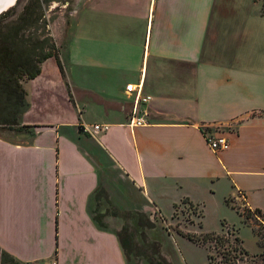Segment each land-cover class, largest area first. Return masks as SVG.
<instances>
[{
  "label": "crops",
  "instance_id": "1",
  "mask_svg": "<svg viewBox=\"0 0 264 264\" xmlns=\"http://www.w3.org/2000/svg\"><path fill=\"white\" fill-rule=\"evenodd\" d=\"M68 32L26 83L28 129L0 134L2 251L137 264L118 233L139 214L170 218L184 200L203 213L206 197L264 214V0H85ZM129 83L152 97L137 105L147 125H128Z\"/></svg>",
  "mask_w": 264,
  "mask_h": 264
},
{
  "label": "rangeland",
  "instance_id": "2",
  "mask_svg": "<svg viewBox=\"0 0 264 264\" xmlns=\"http://www.w3.org/2000/svg\"><path fill=\"white\" fill-rule=\"evenodd\" d=\"M40 1L42 17L31 0H15L11 7L1 12L0 38L7 31L14 32L15 26H18L20 36L26 40L24 43L27 45L49 37L50 42L59 50L67 39L76 7L85 0ZM8 25L13 28L7 29ZM19 83L27 92V81L22 78ZM20 125L21 121L19 126H0L1 136L20 139L28 129ZM205 200L202 218L193 204L190 206L184 202L176 207L170 218L156 217L152 220L156 228L148 236L160 245L157 249L151 248L154 240L146 235L148 232L136 229L133 244L138 245L142 256H135L132 252L130 257L135 258L137 264H149V261L154 264L161 259L171 264H264V218L258 213L244 210L241 205L230 203L231 199H227L230 206L221 197H206ZM129 228L134 230L131 226ZM179 234H189L198 238L200 243L189 241ZM204 234L209 238L202 243Z\"/></svg>",
  "mask_w": 264,
  "mask_h": 264
},
{
  "label": "trees",
  "instance_id": "3",
  "mask_svg": "<svg viewBox=\"0 0 264 264\" xmlns=\"http://www.w3.org/2000/svg\"><path fill=\"white\" fill-rule=\"evenodd\" d=\"M32 4H35L39 16L42 17V2L40 0H31ZM13 28L8 25L7 29ZM11 31V30H10ZM7 31L4 37L0 38V126H19L20 116L28 108L27 102V92L21 87L19 79L28 81L36 77L40 73V67L44 60L51 56L57 57L58 49L50 42L49 37L45 39L32 41L30 45H27L26 40L20 36V29L15 26L14 32ZM57 51V52H56ZM23 127H28L26 125H20ZM190 206L192 203L185 201ZM198 210L197 214H200V218L203 217L201 209H198L196 205L193 206ZM254 211L252 213H257ZM113 215H116V211H112ZM242 215L241 213H239ZM260 214V213H259ZM129 214H123V217H129ZM264 218V214L261 215ZM199 218V216H197ZM95 220L101 222L100 216H95ZM222 225V224H221ZM155 227V223L150 220L146 215L139 214L137 218V227H132L131 230L129 226L124 225L121 231L118 233V237L127 257L132 256H142L140 248L138 245L133 244V237L136 235V229H141L143 233L147 229ZM201 229V228H200ZM189 241L194 243H200L198 238H194L189 234H181ZM203 242H205L207 236L204 234ZM219 238V237H217ZM142 239V234H141ZM202 239V238H201ZM154 245L151 248L159 245L156 241L151 242ZM160 247V245H159ZM211 260V255L209 256ZM153 264L152 262H148ZM0 264H21L11 257L8 253L0 249ZM154 264H171L170 262L161 259Z\"/></svg>",
  "mask_w": 264,
  "mask_h": 264
},
{
  "label": "built area",
  "instance_id": "4",
  "mask_svg": "<svg viewBox=\"0 0 264 264\" xmlns=\"http://www.w3.org/2000/svg\"><path fill=\"white\" fill-rule=\"evenodd\" d=\"M126 91L131 92L135 91V97H134V104L136 105V109H134V112L132 113V116L129 119L128 125L130 126H143L147 125L149 123L147 119V112L145 110H138V106H141L140 104L147 103L151 100L150 95H144L141 92V89H135V86L132 83H129L126 85ZM138 105V106H137ZM80 127L82 131L87 132H99V131H106L109 127L108 124L103 123H97L93 124L92 126L87 125L86 123H81ZM208 146L212 150H225L229 147V142L224 136H208L206 137ZM51 264H57L56 261H53Z\"/></svg>",
  "mask_w": 264,
  "mask_h": 264
},
{
  "label": "bare ground",
  "instance_id": "5",
  "mask_svg": "<svg viewBox=\"0 0 264 264\" xmlns=\"http://www.w3.org/2000/svg\"><path fill=\"white\" fill-rule=\"evenodd\" d=\"M15 0H0V10L12 4ZM4 6V7H3Z\"/></svg>",
  "mask_w": 264,
  "mask_h": 264
},
{
  "label": "water",
  "instance_id": "6",
  "mask_svg": "<svg viewBox=\"0 0 264 264\" xmlns=\"http://www.w3.org/2000/svg\"><path fill=\"white\" fill-rule=\"evenodd\" d=\"M14 3H15V1H14L12 4L8 5L7 7L2 8V9L0 10V13L3 12V11H5L7 8L11 7ZM3 7H4V6H3Z\"/></svg>",
  "mask_w": 264,
  "mask_h": 264
}]
</instances>
